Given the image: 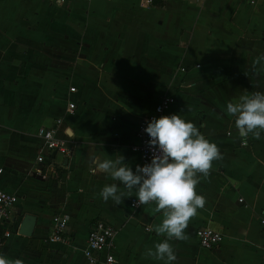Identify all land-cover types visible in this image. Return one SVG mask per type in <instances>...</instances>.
Listing matches in <instances>:
<instances>
[{
    "label": "crops",
    "instance_id": "crops-1",
    "mask_svg": "<svg viewBox=\"0 0 264 264\" xmlns=\"http://www.w3.org/2000/svg\"><path fill=\"white\" fill-rule=\"evenodd\" d=\"M258 57L264 0H0V190L16 197L0 255L23 264H86L88 229L102 221L114 230V264H167L147 254L166 239L154 230L163 220L155 203L131 209L136 190L129 194L92 169L93 161L123 156L135 173L137 124L168 96L174 102L159 118L192 122L220 152L208 175L198 176L204 204L186 239L169 241L171 264H264V132L245 142L227 112L229 102L264 93ZM68 101L73 115L65 114ZM56 119L72 154L35 163V132ZM112 184L125 193L119 205L100 195ZM26 214L35 217L29 237L17 232ZM53 216L66 218L64 243L46 241ZM201 227L221 235L210 250L195 239Z\"/></svg>",
    "mask_w": 264,
    "mask_h": 264
},
{
    "label": "clouds",
    "instance_id": "clouds-1",
    "mask_svg": "<svg viewBox=\"0 0 264 264\" xmlns=\"http://www.w3.org/2000/svg\"><path fill=\"white\" fill-rule=\"evenodd\" d=\"M264 60L258 57L257 62ZM229 115L236 117L235 126L239 136L246 142L249 134L259 139L264 132V93L256 92L240 97V102L227 104ZM150 137L148 144L156 148L150 164L137 166L135 173L124 163V157L115 160H96L93 173L99 171L119 181L130 194L136 190L139 204L154 202L155 211L163 214L162 222L155 226L157 235L166 239L155 245L149 256L165 260L167 264L176 260L170 240H184L189 220L203 207L204 199L196 193L198 176H207L212 162L220 158L218 147L210 143L192 122H186L179 115L153 118L144 129ZM72 134L71 128L68 129ZM100 195L105 201L122 203L125 193L116 184L105 186ZM0 264H23L16 259L9 260L0 255Z\"/></svg>",
    "mask_w": 264,
    "mask_h": 264
},
{
    "label": "built area",
    "instance_id": "built-area-1",
    "mask_svg": "<svg viewBox=\"0 0 264 264\" xmlns=\"http://www.w3.org/2000/svg\"><path fill=\"white\" fill-rule=\"evenodd\" d=\"M57 4H61L67 0H52ZM89 2L90 0H80ZM151 1V0H149ZM248 4L254 5L257 0H245ZM197 67V66H196ZM69 93L74 92L73 87H69ZM174 102L172 97H162L155 104L152 113L141 118L135 130V138L137 144L131 147V151L138 154V166L143 167L151 163L156 148L150 147L148 141L150 137L144 131L147 124L153 118L158 119L162 112L166 111ZM75 111L74 102L68 101L65 106V114L73 115ZM61 124L60 119H56L52 127H40L35 132L38 140V149L35 156V163L50 165L56 155H60L68 159L72 154L73 148L67 139L58 136V127ZM245 143L243 142L242 145ZM241 202V199L238 200ZM16 202L14 194L0 190V249L5 240L9 237V232L3 229V225L9 221L12 206ZM129 207L136 209L147 204H139L136 195L129 198ZM150 204V203H149ZM259 225L264 229V199L261 215L258 217ZM51 233L46 237L48 243H64L61 233L62 228L66 224V218L53 216L51 218ZM114 235L112 226L102 221H96L89 227L84 249L82 251L86 264H114V258L110 254L111 240ZM195 239L201 249L210 250L221 241V235L206 227L197 228L194 232Z\"/></svg>",
    "mask_w": 264,
    "mask_h": 264
},
{
    "label": "water",
    "instance_id": "water-1",
    "mask_svg": "<svg viewBox=\"0 0 264 264\" xmlns=\"http://www.w3.org/2000/svg\"><path fill=\"white\" fill-rule=\"evenodd\" d=\"M35 217L32 215H24L20 225L18 227V235H22L24 237H29L32 233L34 227Z\"/></svg>",
    "mask_w": 264,
    "mask_h": 264
},
{
    "label": "rangeland",
    "instance_id": "rangeland-1",
    "mask_svg": "<svg viewBox=\"0 0 264 264\" xmlns=\"http://www.w3.org/2000/svg\"><path fill=\"white\" fill-rule=\"evenodd\" d=\"M59 157H60V156H59ZM59 157H58V158H59ZM10 213H11V212H10Z\"/></svg>",
    "mask_w": 264,
    "mask_h": 264
}]
</instances>
